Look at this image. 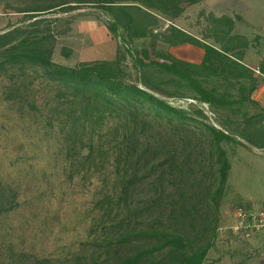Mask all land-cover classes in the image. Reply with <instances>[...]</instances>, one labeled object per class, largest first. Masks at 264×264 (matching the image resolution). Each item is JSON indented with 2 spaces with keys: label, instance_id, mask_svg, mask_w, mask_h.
Masks as SVG:
<instances>
[{
  "label": "trees",
  "instance_id": "16d2710c",
  "mask_svg": "<svg viewBox=\"0 0 264 264\" xmlns=\"http://www.w3.org/2000/svg\"><path fill=\"white\" fill-rule=\"evenodd\" d=\"M197 1H75L101 9L108 18L104 23L106 29L119 41L113 58L84 60L73 66L52 60L56 35L48 24L41 26L47 21L41 14L67 2L20 8L31 20L28 25L0 29V71L18 70L19 75H25L30 70L54 85L69 130L73 132L77 124L81 125L82 133L89 135V148H93L95 130L112 123L108 130L121 186L115 203L133 215L116 214V223L104 227L108 232L101 255L86 264H203L213 246L218 206L230 170L221 142L236 139L228 130L190 117L157 94L188 95L212 109H224L241 118L246 116L247 125L242 127L241 136L264 148V126L247 130L250 125L247 118L251 116H247L243 107L246 103L257 104L251 99L257 84L249 67L241 62L247 44L245 37L232 35L234 20L226 15L212 17L208 34L221 44L219 47L174 25L165 32L152 33L160 16L176 18L183 13L184 6ZM149 34L153 37L150 46L137 43ZM158 40L169 46L196 45L203 50L202 59L199 63L178 59L167 50L157 49ZM61 51L67 55L66 47ZM126 55L131 57L137 71V83L127 79L123 67ZM263 112L257 114L261 120ZM198 113L203 115L200 110ZM226 119L224 124H229L224 126L239 133L240 123L231 121L229 115ZM194 123L200 124L202 137L201 152L195 155L191 149ZM101 137L98 135L97 140ZM197 172L204 177L210 175L213 180L202 184ZM144 184L158 197L148 198L143 207L132 211L129 201ZM174 195L176 199L171 200ZM131 219L138 224L136 227L131 225ZM208 231L209 236L204 238ZM18 264H49V261ZM74 264L84 263L77 259Z\"/></svg>",
  "mask_w": 264,
  "mask_h": 264
},
{
  "label": "rangeland",
  "instance_id": "374dc122",
  "mask_svg": "<svg viewBox=\"0 0 264 264\" xmlns=\"http://www.w3.org/2000/svg\"><path fill=\"white\" fill-rule=\"evenodd\" d=\"M75 1L78 0H0V29L28 25L31 20L20 8L67 2L41 14L47 19L41 26L48 24L56 35L52 60L73 66L84 60L113 58L119 38L113 39L106 29L107 16L96 6ZM67 5L74 8L68 9ZM224 15L234 20L232 35L245 37L247 44L241 62L256 79L251 99L257 104L246 103L243 111L251 116L247 118L250 124L247 130L255 129L257 125L264 126V119L257 115L264 109V79L251 70L264 69V0H198L184 6L183 13L176 18L160 16L152 33L165 32L174 25L219 47L221 44L208 30L213 25L212 17ZM151 40L149 34L137 43L150 46ZM155 43L157 49L167 50L178 59L192 63L202 59L203 50L196 45L169 46L160 40ZM62 47L68 50L67 55L62 53ZM123 67L128 81L137 83V71L130 56L126 55ZM25 73L0 71V263L45 260L49 264H74L80 259L86 264L101 255L108 232L104 227L116 223V214L133 215L115 203L121 186L108 130L112 123L95 130L93 148H89V135L82 133L81 125L77 124L73 132L69 130L54 85L30 70ZM233 92L236 95L235 89ZM157 95L190 117L228 130L236 139L221 142L230 170L218 206L213 246L203 264H264V234L257 232L245 237L235 229L236 207L264 209V148L241 136L242 127L247 125L246 116L241 118L224 109H212L191 101L188 95ZM226 115L240 123L239 133L224 126L229 124H224ZM194 124L191 149L195 155L201 152L202 137L200 124ZM98 135L102 137L97 140ZM161 135L164 137L163 130ZM196 174L202 178V184L213 180L210 175ZM151 197L158 195L144 184L130 199V209L143 207ZM130 222L134 227L138 225L133 219ZM208 236L209 231L204 238Z\"/></svg>",
  "mask_w": 264,
  "mask_h": 264
},
{
  "label": "built area",
  "instance_id": "2783aa9c",
  "mask_svg": "<svg viewBox=\"0 0 264 264\" xmlns=\"http://www.w3.org/2000/svg\"><path fill=\"white\" fill-rule=\"evenodd\" d=\"M257 76H261L264 79V72L260 67H254L251 69ZM194 101V99H190ZM207 106L206 103H202ZM234 218L236 221V231L242 236H249L259 232L264 234V209L254 211L250 207L238 206L234 209ZM234 229V230H235Z\"/></svg>",
  "mask_w": 264,
  "mask_h": 264
},
{
  "label": "crops",
  "instance_id": "0c3cea01",
  "mask_svg": "<svg viewBox=\"0 0 264 264\" xmlns=\"http://www.w3.org/2000/svg\"><path fill=\"white\" fill-rule=\"evenodd\" d=\"M246 51H247V49H246ZM246 51H245V53H246ZM202 56H203V54H202ZM202 56H201V57H202ZM243 57H244V56H243ZM243 59H245V58H243Z\"/></svg>",
  "mask_w": 264,
  "mask_h": 264
}]
</instances>
